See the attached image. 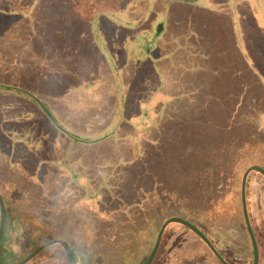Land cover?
Here are the masks:
<instances>
[{"label":"trees","instance_id":"trees-1","mask_svg":"<svg viewBox=\"0 0 264 264\" xmlns=\"http://www.w3.org/2000/svg\"><path fill=\"white\" fill-rule=\"evenodd\" d=\"M254 1L0 0V14L27 19H33L36 9L41 11L49 2L58 23L43 43L51 58L65 55L72 67L66 79L57 75L44 79L12 73L0 65V156L6 162L0 168V194L6 208L0 243L3 264L2 256H12L23 241L30 245L29 253L16 263L55 239L70 246L73 264H146L162 226L173 217L218 229L243 226L248 259L254 262L242 206V181L250 167L264 169V73L247 59L234 11L235 3ZM259 2V7L254 3L252 16L259 15L258 26L264 30V0ZM249 23L257 27L256 20ZM183 25L186 28L178 29ZM104 26L112 33L120 28L131 31L132 39L127 34L123 48L115 42L108 44L102 34ZM191 30L196 32L192 39ZM169 31L178 33L175 43L182 48L190 43L215 48L209 54L215 60L209 72L214 92L193 112L179 106L181 111L170 108L175 109L173 113L164 115L162 107L153 115L154 98L169 81L160 73L162 85L147 97V88L138 86L137 76L142 72L148 81L153 68L159 71L158 47ZM192 57L198 65L199 56ZM79 70L85 75H77ZM77 92L95 94L98 110L85 130L65 124L51 107L52 101ZM181 98L186 100V95ZM34 117L44 121L39 129ZM51 139L62 145L50 146ZM43 142L48 149L41 152ZM108 146L113 152L99 157L98 163L111 164L110 170L118 174L119 192L105 199L99 190L88 191L91 182L86 164L96 158L97 149ZM19 148L24 154L16 161ZM50 168L63 180L61 195L71 197L82 191L75 204L53 200L55 195L44 189L41 173ZM255 176L264 182L260 173L249 174L248 209ZM173 225L192 233L222 264L195 233L180 224L166 228L153 264H173L170 259L160 261ZM196 227L225 260L208 226ZM42 228H47L48 235L43 242ZM55 253L60 254L54 264H67L61 245L42 251L28 264H48L45 259Z\"/></svg>","mask_w":264,"mask_h":264},{"label":"rangeland","instance_id":"rangeland-1","mask_svg":"<svg viewBox=\"0 0 264 264\" xmlns=\"http://www.w3.org/2000/svg\"><path fill=\"white\" fill-rule=\"evenodd\" d=\"M48 4L49 2L43 6L41 11L36 9L33 19L23 18L22 16H7L0 14V65L8 68V71L16 74H24L33 78L44 79H49L55 75L66 79L68 74L71 73L72 67L70 59L65 55L64 57L66 58L63 59L55 57L51 58L49 47L45 46L43 43L45 37L47 38L49 34L56 29L58 23V19L51 10L52 6ZM15 5H12L11 7H15ZM235 11L240 18L238 27L243 39V46L247 54V59L250 63H253L260 68L264 73V30L261 29V26H258L259 23H261L260 17L259 15H256L255 17L252 16V13L254 11L256 12V10L253 8V4L247 2L240 3L236 6ZM252 20L257 21V27H255L256 25L253 24L252 26L249 23ZM184 28H186V26L183 25L178 29ZM104 29L106 30L105 26ZM102 34L106 38L108 44H113L115 42L120 48L124 47V39L127 34L128 38L132 39L131 31H122L121 28L113 33L110 30H106V32L102 30ZM195 34L196 32L191 30L189 32V37L192 39L195 37ZM178 37V33L169 31L160 41L158 47L160 48V53L157 59L160 61L158 63V69L160 72L153 68V71H150V79L148 81H145L144 78L141 77L140 74L142 72H139V76H137L138 86L147 88V97H151L153 95V89H158L162 85L160 73H162L165 79L169 81V83L163 86L160 93L156 94L154 98V102L157 103L158 108L156 107L157 110L155 108L153 115H157L162 107H165L163 110L164 115L166 113H173L175 109L171 110L170 108H177L176 110L181 111L182 108L179 109V106H183L188 112H193L200 108V104L203 100H209L214 92L211 87L212 84H210L209 72L211 71L210 68L214 66L215 60H212L209 54L215 53V48L211 47L209 44L193 45L192 43H190V45L188 44L186 48H182V44L179 45V43H175V40H178ZM170 46V50L167 51ZM209 50H211V52H209ZM165 55L168 56L164 57ZM192 55L199 56L198 65H196L195 59ZM161 59L167 60L162 62ZM87 71L88 70H86V73ZM78 73L79 74L77 75L79 76L81 74L85 75L82 70H79ZM206 86L208 87L207 91H205ZM87 93L82 94L77 92L69 94L61 100L58 99L57 101H52L53 105H51V107L54 110V113L58 114V118H60L65 124L74 128L76 127L79 130H85L87 124L92 122V118L96 115L98 110L96 103L94 102L95 94ZM182 95H186V100L181 98ZM141 96H143V92ZM9 98L12 97L9 96ZM171 100H173V102H171ZM31 110L34 109L31 108ZM34 121H36L38 129L44 124V121L40 119V117H34ZM48 128V124L46 123L45 130H48ZM48 133H50V131H48ZM50 142V146H53L54 148L58 145H62L59 140L51 139ZM42 146L43 149L41 152L47 151L48 146L45 142H43ZM112 149L113 148L110 146L103 149V151L97 149L95 151L97 153L96 158H92L91 162L86 164L90 169L88 170L89 175L86 177H89L90 179L87 180H90L91 182L88 191L92 193L99 190L100 194L105 196V199H107V196L112 192H114V194L119 192L118 182L116 180L118 174L114 175L113 170H110L112 168L111 164L98 163L100 160L99 157H102L105 153L111 154L113 152ZM23 154L24 152L19 148L16 156H14L15 160L20 161ZM79 160L83 161L84 156L79 158ZM5 163V160L0 156V168L5 167ZM50 170L51 168L45 169L41 173L45 182V185L43 186L44 189L48 194L55 195L54 197L52 196L53 200H61L62 202L66 201L75 204L80 198L82 191H75L71 197L61 195L63 180L50 172ZM110 176L113 177L110 178ZM249 201L250 209H248V206L247 209L251 227L254 229V235L256 233L255 238L259 251V264H264V182L260 177L255 176L252 181L249 191ZM229 205L232 206L234 203L231 202ZM82 224L85 225L86 223ZM192 224L203 228L204 226H208V230H206L209 236L212 238L215 246L224 256L225 260L229 262H227L228 264H250L248 259L249 243L243 226L231 225L218 229L208 223ZM237 224L240 225V223ZM46 229L42 228L40 229L41 232H39L42 242L48 240ZM23 239L24 238H22V240ZM29 246L30 245L27 241H23L22 246L14 248V254L12 256L7 254L2 256L3 262L5 264L20 263L21 261L18 263L16 262L18 259L29 253ZM59 254L60 253H55L52 254V256H44L47 257L45 262L48 264H54L53 262L57 261ZM160 257V261L163 260L165 262L170 259L173 261V264H218L203 244L192 233L178 225L170 227L168 238Z\"/></svg>","mask_w":264,"mask_h":264},{"label":"water","instance_id":"water-1","mask_svg":"<svg viewBox=\"0 0 264 264\" xmlns=\"http://www.w3.org/2000/svg\"><path fill=\"white\" fill-rule=\"evenodd\" d=\"M251 172H258L261 175L264 176V169L259 167V166H253L250 167L244 174L243 177V181H242V205H243V212H244V217H245V222L248 228V232L252 241V245H253V249H254V263L253 264H259V251H258V246H257V242H256V238L253 232V229L251 227V222L249 219V215H248V209H247V200H246V184H247V179L248 176ZM0 211H1V218H0V243H1V239H2V235H3V231H4V225H5V216H6V208H5V202L3 197L0 194ZM171 224H181L183 226H185L186 228H188L189 230H191L193 233H195L209 248L210 250L214 253V255L218 258V260L222 263V264H228L223 258L222 256L218 253V251L215 249V247L212 245V243L209 241V239L193 224L189 223L188 221L181 219V218H171L169 219L167 222L164 223V225L162 226L159 235L157 237L155 246L152 250V253L150 254L148 261L146 264H153L156 255L158 253L164 232L166 230V228L171 225ZM54 245H61L65 252H66V256H67V264H73V256H72V251L70 249V246L62 240H54L52 242H49L41 247H39L38 249H36L31 255H29L26 259H24L23 261H21L18 264H27L29 263L32 259H34L39 253H41L42 251L54 246ZM0 264H3L1 262L0 259Z\"/></svg>","mask_w":264,"mask_h":264},{"label":"crops","instance_id":"crops-1","mask_svg":"<svg viewBox=\"0 0 264 264\" xmlns=\"http://www.w3.org/2000/svg\"><path fill=\"white\" fill-rule=\"evenodd\" d=\"M256 2V5L259 7L261 4H260V2H259V0H255L254 1V3ZM241 3V2H240ZM248 3H250V2H248ZM253 3V8L255 9V4ZM238 5H239V2L237 3ZM238 5H236V3H235V6H234V11H235V9H236V6H238ZM235 15H236V17L237 18H239L238 17V13H236V11H235ZM240 19V18H239Z\"/></svg>","mask_w":264,"mask_h":264}]
</instances>
